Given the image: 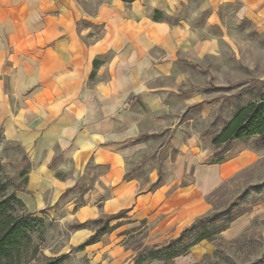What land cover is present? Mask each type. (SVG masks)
Wrapping results in <instances>:
<instances>
[{
  "label": "crops",
  "instance_id": "1",
  "mask_svg": "<svg viewBox=\"0 0 264 264\" xmlns=\"http://www.w3.org/2000/svg\"><path fill=\"white\" fill-rule=\"evenodd\" d=\"M231 8L264 37V0H0V131L23 153L15 197L24 210L78 225L121 216L110 225L148 224L151 247L208 216V197L258 161L245 151L212 163V148L181 123L211 102L210 67L221 56L213 31L228 42L222 12ZM81 253L92 264L138 256L113 234Z\"/></svg>",
  "mask_w": 264,
  "mask_h": 264
},
{
  "label": "rangeland",
  "instance_id": "2",
  "mask_svg": "<svg viewBox=\"0 0 264 264\" xmlns=\"http://www.w3.org/2000/svg\"><path fill=\"white\" fill-rule=\"evenodd\" d=\"M194 7L204 9L205 4L199 1ZM222 13H225L222 22L228 29V42H225L224 32L215 28L213 36L220 40L221 56H214L210 67L214 72L207 87L211 102L191 107L182 115L181 123L186 126L185 133L197 134L204 145L212 148L214 157L211 162H226L245 151L256 153L258 161L208 197L212 211L206 217L217 216L209 227L211 231L226 224L229 217L236 219L227 230L215 234L211 241L199 243L197 252L194 254L191 249L188 255H195L192 264H264V140L251 138L221 147L212 144L238 110L264 98V37L257 34L250 23L238 25L234 8ZM160 136L168 139L170 133ZM23 158L18 147L1 141V177L6 196L14 197L24 185L25 178L18 174V169L26 165ZM147 166L150 171L156 162H148ZM145 172L135 175L141 179ZM77 191L79 206L83 203L85 189ZM11 204L17 215L29 214L20 204L14 201ZM64 216L63 213L58 217L44 214L39 218L44 223L37 224L32 233L30 255L37 250V258L32 264L50 259H62L61 264H92L90 258L75 249L84 242L78 232L89 230L95 233L96 226L87 224L86 228L77 229L78 224H68ZM110 234L118 235L122 245L136 253H143L153 244L152 228L148 224L127 226L122 223ZM147 257L138 254L136 264H151Z\"/></svg>",
  "mask_w": 264,
  "mask_h": 264
},
{
  "label": "trees",
  "instance_id": "3",
  "mask_svg": "<svg viewBox=\"0 0 264 264\" xmlns=\"http://www.w3.org/2000/svg\"><path fill=\"white\" fill-rule=\"evenodd\" d=\"M126 4H132L136 0H121ZM251 138L264 140V98L259 102L250 103L241 108L233 116L232 120L214 139L213 146L221 147L233 142H241ZM2 132L0 131V143ZM215 163V162H212ZM221 163V162H216ZM2 167L0 164V264H32L37 258V250H33L30 255L32 244V233L35 226L44 223L43 219L32 215H17L13 201L20 204L15 195L6 196L5 186L1 177ZM23 207V206H22ZM121 216L101 218L88 224L96 226V231L86 242L78 246L76 251H84L87 247L99 243L103 236L114 232L121 224L111 226L110 223ZM217 216L204 217L197 220L180 238L171 241L165 247H147L142 256H148L151 264L163 263L172 264L175 259L187 256L195 245L202 241H211L215 234L224 232L235 221L236 217H229L226 224L215 231L209 227L216 220ZM86 225H78L77 229H84ZM142 223L141 226H145ZM62 259H50L41 264H61Z\"/></svg>",
  "mask_w": 264,
  "mask_h": 264
}]
</instances>
